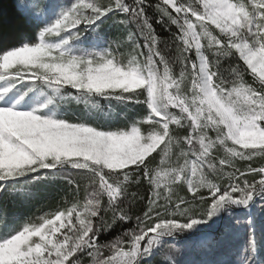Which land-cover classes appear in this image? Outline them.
I'll use <instances>...</instances> for the list:
<instances>
[{
    "label": "snow or ice",
    "instance_id": "6c2138e0",
    "mask_svg": "<svg viewBox=\"0 0 264 264\" xmlns=\"http://www.w3.org/2000/svg\"><path fill=\"white\" fill-rule=\"evenodd\" d=\"M49 189L0 264H264V0H2L0 196Z\"/></svg>",
    "mask_w": 264,
    "mask_h": 264
},
{
    "label": "trees",
    "instance_id": "16d2710c",
    "mask_svg": "<svg viewBox=\"0 0 264 264\" xmlns=\"http://www.w3.org/2000/svg\"><path fill=\"white\" fill-rule=\"evenodd\" d=\"M0 2H2V0H0ZM11 2L12 0H5L6 5L10 4ZM157 30L159 31V28ZM115 107H117V110H119V106H115ZM136 110H139L138 106ZM129 114L131 115V112ZM258 163L259 161H257L256 164H254V166H258ZM239 166L243 168L244 163L242 162ZM58 199L59 196L57 192L55 190L49 189L40 192L35 199L27 203H21L18 196L10 195L9 193H4L2 196H0V204L8 205L10 218L14 216L22 221L26 216L35 212L37 208H42V210L44 211L51 210V208L55 206ZM239 242H240L239 238H236L232 241V243H239Z\"/></svg>",
    "mask_w": 264,
    "mask_h": 264
}]
</instances>
